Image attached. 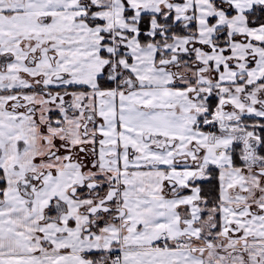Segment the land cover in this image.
Here are the masks:
<instances>
[{"label": "snow or ice", "instance_id": "obj_1", "mask_svg": "<svg viewBox=\"0 0 264 264\" xmlns=\"http://www.w3.org/2000/svg\"><path fill=\"white\" fill-rule=\"evenodd\" d=\"M0 264H264V0H0Z\"/></svg>", "mask_w": 264, "mask_h": 264}]
</instances>
